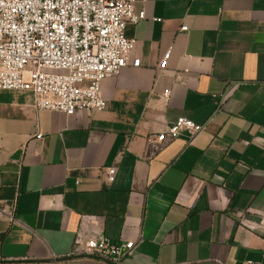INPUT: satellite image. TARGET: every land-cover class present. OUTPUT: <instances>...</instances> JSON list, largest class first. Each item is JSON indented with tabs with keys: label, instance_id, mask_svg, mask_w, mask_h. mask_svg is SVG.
Instances as JSON below:
<instances>
[{
	"label": "crops",
	"instance_id": "crops-1",
	"mask_svg": "<svg viewBox=\"0 0 264 264\" xmlns=\"http://www.w3.org/2000/svg\"><path fill=\"white\" fill-rule=\"evenodd\" d=\"M135 9L141 67L103 81L104 111L0 90V264H106L97 237L134 242L122 264H264V0ZM181 116L203 131L157 143Z\"/></svg>",
	"mask_w": 264,
	"mask_h": 264
},
{
	"label": "built area",
	"instance_id": "built-area-1",
	"mask_svg": "<svg viewBox=\"0 0 264 264\" xmlns=\"http://www.w3.org/2000/svg\"><path fill=\"white\" fill-rule=\"evenodd\" d=\"M138 1L0 0V90L31 94L38 112L70 117L79 111H104L103 81L129 66L141 67L139 58L131 59L135 41L126 36L128 25L147 19L145 9H135ZM170 57L167 51L159 71L167 68ZM203 129L181 116L155 141L186 135L191 143ZM43 137L38 127L35 138ZM116 171L107 170L109 181H114ZM134 246L97 237L85 243L83 253L106 264H122Z\"/></svg>",
	"mask_w": 264,
	"mask_h": 264
}]
</instances>
